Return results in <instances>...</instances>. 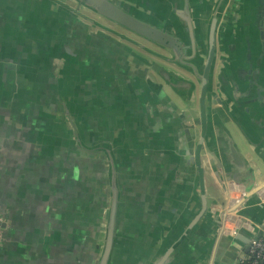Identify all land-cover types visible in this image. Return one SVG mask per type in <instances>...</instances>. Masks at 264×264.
Here are the masks:
<instances>
[{
	"label": "crops",
	"instance_id": "obj_1",
	"mask_svg": "<svg viewBox=\"0 0 264 264\" xmlns=\"http://www.w3.org/2000/svg\"><path fill=\"white\" fill-rule=\"evenodd\" d=\"M238 1V34L225 30L222 45L230 53L218 45L214 68L215 79L218 75L228 92L224 98L230 113L211 99V120L216 128L217 116L221 128L229 129L254 168L262 161L240 126L258 139L252 124L261 118L264 125V112L252 121L244 110H264V61L257 69L262 80L251 92L252 84L243 83L239 71L252 74L243 27H257L250 13L259 0ZM109 36L126 43L53 0H0V264L98 263L108 210L107 163L103 154L82 149L78 138L86 145L111 141L120 164L125 191L112 264H148L158 250H168L199 210L195 172L183 162L177 166L185 143L174 94L144 74ZM253 45L258 52L255 39ZM66 46L79 55H68ZM224 59L229 67L221 64ZM216 150L223 171L245 173L230 150L227 156ZM263 180L264 174L257 177ZM225 182L237 201L242 193L233 188L243 185ZM206 190L223 201L210 169ZM263 201L253 196L246 218L264 222ZM204 226L207 240L182 250L171 264H232L246 252L247 233L219 238L211 234L213 221L206 219Z\"/></svg>",
	"mask_w": 264,
	"mask_h": 264
},
{
	"label": "water",
	"instance_id": "obj_2",
	"mask_svg": "<svg viewBox=\"0 0 264 264\" xmlns=\"http://www.w3.org/2000/svg\"><path fill=\"white\" fill-rule=\"evenodd\" d=\"M53 1L68 7L79 18L94 22L100 28L109 31L122 41H126V43H122L120 40L115 41L110 36V39L108 38L114 44L119 45L128 56L130 55L136 62H139L138 65L142 72L149 75L153 82L166 91L172 92L175 96L174 105L180 125L183 128V143H185V148L180 151L182 154L178 156L177 166H180L183 162L194 170L196 175L194 195L196 203L199 204V210L184 226L182 234L174 238L175 241L167 248L168 250L163 253L162 250H158L148 264H171L182 250H188V247L189 249L194 248L200 239L206 241L205 235L209 231L208 228H204L206 227L204 226L206 219L208 223L213 221L215 228L211 234L218 233L219 238L227 235L235 237L240 232L247 233L246 242L248 246L245 249L247 252L252 238L257 234L259 228L264 225V222L252 220L254 224H251L253 228L251 229L245 222L246 209L253 196L259 199L260 203L264 200V180L257 182V177L264 174V125L260 122L261 118L256 120L258 121L256 125H254L255 123L252 124L258 139H255L254 134L253 137L250 132L240 126L253 155L262 161L261 165L257 166L256 164V167L253 168L251 162L241 156L238 150L239 146L228 131L229 129L226 126L221 128L217 116L214 117L216 128L213 127L211 120L213 109L211 99L224 104L230 113L224 98L228 92L224 89L225 84L222 79V83H220L218 75L215 79L214 68L217 61L218 45L221 51L230 53V49L222 45L225 30L229 28V34H232V32L234 34V29L238 34L236 14L239 10V1ZM70 3L75 4V6L70 5ZM257 6L258 8L250 13V16H253L254 22L261 26L258 27L257 25L256 28L252 29L243 27L245 30H243V36L247 41L246 49L248 50L246 64L251 68L252 74L250 73L251 75L248 78L246 73L244 74V68L239 71L240 76L244 77L242 82L247 83V80H249V83L252 84L250 92L252 89L257 88V84L262 80L261 73L257 72V69L260 68V65L262 67L264 61V0H259ZM81 9L89 11L118 29L128 32L132 37L124 35L118 30L86 15ZM225 9L228 11L225 12ZM249 19L250 17L245 16L246 23L250 22ZM253 38L259 46L258 52L255 51ZM231 47L233 48V46ZM65 49H67L68 55H79L76 51L71 52L67 46ZM226 63L228 61L226 62L225 59L221 61V64L229 67ZM251 101L254 102L255 99L253 98ZM137 108L140 109V106L138 105ZM244 111L252 121L255 120L257 114L264 112L261 109ZM78 144L88 152L103 154L107 163L108 210L104 243L97 264H112L120 226V207L125 191L120 164L114 145L109 140H99L91 145H86L78 138ZM216 149L220 150L222 156H227L228 150H230L232 161L236 162L235 165H239V169H246L244 175L238 174L239 176H237L236 172H232L233 170L228 168L223 171L222 161L216 155L218 153ZM209 169L213 171L223 190V201L218 198V194L210 196L206 190V174ZM146 179L147 181L150 180L149 178ZM225 181L243 185V188H233L234 191L242 193L237 201L231 198L232 189L228 187ZM228 222H232L234 228H228ZM209 241L211 243V238ZM241 249L235 250V254L238 255ZM236 259L238 258H235L232 264L236 263Z\"/></svg>",
	"mask_w": 264,
	"mask_h": 264
},
{
	"label": "built area",
	"instance_id": "obj_3",
	"mask_svg": "<svg viewBox=\"0 0 264 264\" xmlns=\"http://www.w3.org/2000/svg\"><path fill=\"white\" fill-rule=\"evenodd\" d=\"M4 217L0 215V234L2 231ZM246 224L253 229V221L246 218ZM233 225V223H232ZM235 264H264V225L259 228L257 234L252 238L250 248L247 252L239 255Z\"/></svg>",
	"mask_w": 264,
	"mask_h": 264
}]
</instances>
